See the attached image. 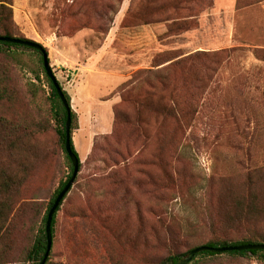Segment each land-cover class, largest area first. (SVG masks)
<instances>
[{"label": "rangeland", "instance_id": "rangeland-1", "mask_svg": "<svg viewBox=\"0 0 264 264\" xmlns=\"http://www.w3.org/2000/svg\"><path fill=\"white\" fill-rule=\"evenodd\" d=\"M10 4L15 35L47 49L67 93L83 72L98 75L109 86L103 97L114 98L106 134L88 133L90 117L80 111V127L75 112L80 166L45 264H159L215 237L264 236V0L240 8L235 0L228 16L212 12L213 0ZM1 88L8 98L0 119L14 126L5 141L0 125V170L13 177L0 191V264H32L27 251L70 169L39 55L2 47ZM149 90L153 106L130 100ZM171 96L177 119L156 117L154 105ZM238 201L257 209L244 220ZM190 264L264 260L218 254Z\"/></svg>", "mask_w": 264, "mask_h": 264}, {"label": "trees", "instance_id": "trees-1", "mask_svg": "<svg viewBox=\"0 0 264 264\" xmlns=\"http://www.w3.org/2000/svg\"><path fill=\"white\" fill-rule=\"evenodd\" d=\"M184 1H187V0H184ZM260 1H263V0H236V7L240 8L243 6L252 5V4L260 2ZM10 3H11V0H0V37L17 38V39H21V40L31 41V40L23 38V37H17L15 35L16 31H15V27L12 25V10L9 6V5H11ZM2 47H5L6 49H8V48L27 47V46H23V45L16 44V43H9V42L0 41V50H2ZM28 48H31V47H28ZM42 48L47 53V49L43 46H42ZM31 49L39 55L40 61L42 63L41 52L35 48H31ZM6 52H8V51H6ZM255 52L257 53V51H255ZM256 53H254V54L257 55ZM192 56L193 55H187V56L183 57L182 60L176 61V62L177 63L189 62L192 59ZM262 60H264V59H262ZM168 61H170V60H168ZM168 65H169V63H168ZM142 72L147 73L150 71L144 70ZM46 79H47L48 86L50 89V97H51L52 102H53V118H54V122H55V134H56L58 142H59V144H60V146L64 152L65 159L67 161V165L69 166V169H70V173L68 174L67 179L65 181L59 183L57 189L54 191L53 195L51 196L49 203H48V206H47V209L45 211V214L42 217L41 226L39 227L37 234H36L32 244H31L30 248L27 251L26 260L30 261L32 264H39V262L41 261L43 255H44V252L46 250V245H47L46 231H45V222H46V218H47V213H48L51 205L53 204L55 197L57 196L59 191L63 188V186L65 185L67 180L70 178V175L72 173V165H71L70 159L68 158V156L66 154L65 147H64V145H65V129H64V126H65V120H66V111H65V109H64V107H63V105H62L51 81L49 80V78L47 76H46ZM165 80H166V76H163L161 79V82L159 84L161 86L167 87L168 83H167V80L166 81ZM148 86L150 89H155V86H153L151 84H148ZM61 89H62V92H63L68 104L70 105V98H69L68 94L66 93V91L62 87H61ZM6 94H7L6 89L1 88L0 89V99L8 98V96ZM144 94L145 95L143 98L139 97V94H138L137 97L130 98V100L134 101V103H136L140 107H143V105H145L147 107L153 106L151 104V102H153V101H151L149 99V96H152L153 93L150 92V90H149L148 92H144ZM160 97H159V99H161ZM158 103L159 104L154 105V106H159V110L157 111L156 117H161L163 114H166V116L171 117L173 119V121H175L177 119L178 113H177V109H176V103H175V99L172 96L171 97H165L164 99L158 100ZM115 113H116V110L114 109V114ZM70 117H71L70 148H71L72 152L77 156V153L75 151L73 141L71 138V131L74 128H76V117H77V115L72 109L70 111ZM114 118H115V116H114ZM0 125H1L2 131L4 132L2 139L5 141H8L10 135L13 133L12 127L14 125L10 124L7 120H4V119H0ZM143 136L145 139L151 138V135L147 136V135L143 134ZM116 154L119 155L118 157L121 161H124V159H125L124 155H121L118 152H116ZM79 166H80V161L78 164V169H79ZM12 180H13L12 176H6L5 170H3V169L0 170V191H5V189L9 186V183L12 182ZM65 196L63 197V199L65 198ZM63 199L59 203V205L56 208V210L52 216V219H51V226H50L51 238L53 236V228H54V224H55V215H56V212L59 210V207H60ZM237 204L240 206L242 205L243 208L245 207V210L243 213L244 220H246L250 216V212H255L257 209L254 202L246 204L244 201H238ZM3 214H4V211L2 212L1 215L3 216ZM238 219H239V214L235 218L232 217L231 220L233 222H238L237 221ZM250 232L251 233H249L248 235H243L242 237L236 238V239L235 238L234 239L229 238V237H215V238L209 239L206 242L201 243L197 246L205 245V246H210V247H226V246H235V245H243V244H258V243L264 244V236L257 234V232L254 230H252ZM51 247H52V243H51ZM194 247H196V246H193V247L189 248L188 250H190ZM50 250H51V248H50ZM184 253H182V254H184ZM49 254H50V251H49ZM49 254H48V257H49ZM182 254H170L164 260H162V262H160L159 264H176L178 258ZM218 254H227V255L239 256V257L249 255V256L254 257L256 259L264 260V250H255V249L254 250H239V251L238 250H231V251H224L222 253H211L209 251H202V252L197 253L193 257V259L187 264H190L199 256L211 257V256H216ZM48 257H47V259H48ZM47 259H46V261H47ZM46 261H45V263H46Z\"/></svg>", "mask_w": 264, "mask_h": 264}, {"label": "water", "instance_id": "water-1", "mask_svg": "<svg viewBox=\"0 0 264 264\" xmlns=\"http://www.w3.org/2000/svg\"><path fill=\"white\" fill-rule=\"evenodd\" d=\"M0 41H4V42H9V43H16V44H20L23 46H27V47H31V48H35L37 50H39L41 52V56H42V66L45 72V75L49 78V80L51 81L65 111H66V120H65V151L66 154L68 156V158L70 159L71 165H72V173L70 175V178L67 180V182L65 183V185L63 186V188L59 191V193L57 194V196L54 199L53 204L51 205L48 213H47V218H46V222H45V231H46V239H47V245H46V250L44 252V255L41 259V261L39 262V264H45V261L48 257L50 248H51V243H52V238H51V231H50V226H51V219L52 216L56 210V208L58 207L59 203L61 202V200L63 199V197L67 194V192L69 191L70 187L72 186L74 179L78 173V164H79V159L78 157L72 152L71 148H70V124H71V117H70V105L68 104L60 84L58 83L52 68L50 66L49 60H48V55L46 53V51L42 48V46L34 41H28V40H21V39H17V38H9V37H0ZM264 250V244L262 243H258V244H243V245H235V246H226V247H210V246H205V245H200V246H196L188 251H186L184 254H182L176 264H187L189 263L193 257L202 251H209L211 253H222L224 251H231V250Z\"/></svg>", "mask_w": 264, "mask_h": 264}, {"label": "crops", "instance_id": "crops-1", "mask_svg": "<svg viewBox=\"0 0 264 264\" xmlns=\"http://www.w3.org/2000/svg\"><path fill=\"white\" fill-rule=\"evenodd\" d=\"M235 0H213L212 12L214 14H226L234 8ZM224 12V13H223ZM228 16V15H227ZM230 25L227 19V26ZM88 67L92 62H88ZM79 80L73 85L72 93H67L70 98V107L78 114V122L82 125V116L80 111L90 117V125L87 126L88 133H103L111 131L113 114L112 104L114 98H105L109 92V86L99 83L100 77L94 75L92 78L87 76L83 78V72H78Z\"/></svg>", "mask_w": 264, "mask_h": 264}]
</instances>
